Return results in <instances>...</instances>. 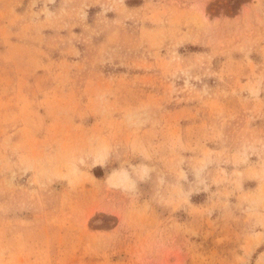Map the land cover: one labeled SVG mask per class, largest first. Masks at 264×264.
Wrapping results in <instances>:
<instances>
[{"label":"rangeland","instance_id":"obj_1","mask_svg":"<svg viewBox=\"0 0 264 264\" xmlns=\"http://www.w3.org/2000/svg\"><path fill=\"white\" fill-rule=\"evenodd\" d=\"M0 264H264V0H0Z\"/></svg>","mask_w":264,"mask_h":264}]
</instances>
